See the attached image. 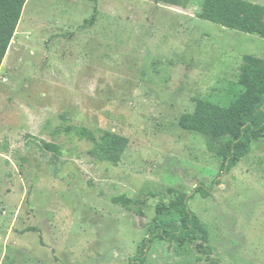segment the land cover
<instances>
[{
  "label": "rangeland",
  "instance_id": "obj_1",
  "mask_svg": "<svg viewBox=\"0 0 264 264\" xmlns=\"http://www.w3.org/2000/svg\"><path fill=\"white\" fill-rule=\"evenodd\" d=\"M208 1L26 2L0 69V264H129L181 192L209 240L156 239L145 264H264V133L217 177L222 158L180 126L264 59V37L200 15ZM106 131L128 138L116 162Z\"/></svg>",
  "mask_w": 264,
  "mask_h": 264
},
{
  "label": "trees",
  "instance_id": "obj_2",
  "mask_svg": "<svg viewBox=\"0 0 264 264\" xmlns=\"http://www.w3.org/2000/svg\"><path fill=\"white\" fill-rule=\"evenodd\" d=\"M28 0H0V69L11 40ZM206 2L200 15L231 29L264 37V4L249 0H222ZM242 73L232 96L226 103L207 98L198 100L192 113H185L180 126L202 134L207 147L222 158L217 177L229 173L251 150L253 141L260 140L264 133V59L254 54L244 56ZM100 151L110 160L117 161L128 145L126 136L106 131L102 136ZM46 149L59 152V146L43 141ZM215 183L219 179L213 180ZM208 196L211 188L201 182L193 195ZM156 239L175 241L209 240L208 230L189 207V194L178 193L169 204L158 207L157 215L148 226L147 235L140 243L129 264H145L147 253ZM260 264V263H256Z\"/></svg>",
  "mask_w": 264,
  "mask_h": 264
},
{
  "label": "bare ground",
  "instance_id": "obj_3",
  "mask_svg": "<svg viewBox=\"0 0 264 264\" xmlns=\"http://www.w3.org/2000/svg\"><path fill=\"white\" fill-rule=\"evenodd\" d=\"M7 56H8V53H7V55H6V58H7ZM6 60V59H5ZM4 63H5V61H4ZM4 63H3V65H4Z\"/></svg>",
  "mask_w": 264,
  "mask_h": 264
}]
</instances>
